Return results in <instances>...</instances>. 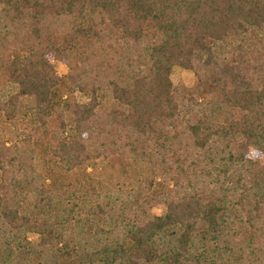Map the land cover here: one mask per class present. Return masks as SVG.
<instances>
[{
	"label": "trees",
	"instance_id": "obj_1",
	"mask_svg": "<svg viewBox=\"0 0 264 264\" xmlns=\"http://www.w3.org/2000/svg\"><path fill=\"white\" fill-rule=\"evenodd\" d=\"M0 264H264V0H0Z\"/></svg>",
	"mask_w": 264,
	"mask_h": 264
},
{
	"label": "rangeland",
	"instance_id": "obj_2",
	"mask_svg": "<svg viewBox=\"0 0 264 264\" xmlns=\"http://www.w3.org/2000/svg\"><path fill=\"white\" fill-rule=\"evenodd\" d=\"M53 69L59 78H63L67 74L66 67L60 62H54ZM171 80L173 83H181L184 85V90L187 95L196 96L197 90V77L190 70L183 69L179 66H175L171 73ZM78 103H86L88 101V96H83L80 93H76ZM146 173L145 167L138 166L134 169H128L126 175L130 181L135 184L137 180L140 179L141 175ZM157 215H164L165 209L154 210ZM29 241L38 242L39 236L36 234H28ZM72 255V254H71Z\"/></svg>",
	"mask_w": 264,
	"mask_h": 264
}]
</instances>
